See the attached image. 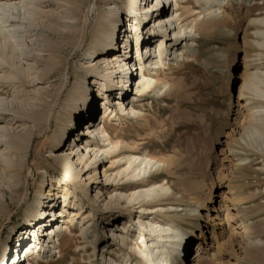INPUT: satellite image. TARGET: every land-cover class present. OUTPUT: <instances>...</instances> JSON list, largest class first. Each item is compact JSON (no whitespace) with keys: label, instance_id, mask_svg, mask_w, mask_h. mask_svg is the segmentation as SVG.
Wrapping results in <instances>:
<instances>
[{"label":"rangeland","instance_id":"obj_1","mask_svg":"<svg viewBox=\"0 0 264 264\" xmlns=\"http://www.w3.org/2000/svg\"><path fill=\"white\" fill-rule=\"evenodd\" d=\"M5 1L12 4L19 0H0V3ZM184 1L179 0L180 9L178 12L181 13V16L182 8L191 7V4H186ZM192 1L196 4L192 9L195 15L181 20L183 24L188 23V28L185 30L191 33L195 29H192L191 22L193 23L196 19L201 20L205 15L203 7H207L204 6L202 0ZM232 1L234 2V15L244 14L242 12L244 8L238 6L237 2L239 1L245 6L252 7L259 6L264 2V0ZM76 2L77 8H79H76L77 11L73 14V18L63 11L60 12V15L62 14V20H60L65 21V25L59 24L62 27L55 19L54 11L57 8L55 2L52 5L41 7L47 13L55 14L50 18L47 13H45L47 16H44V13H32L31 6L30 8L9 9L8 12L0 10V44L2 43L7 53L6 57L3 56L0 48V59L13 58L12 61H8L10 69L12 68L8 71L10 70L12 73L17 71L16 65H18L24 67L29 75L33 74V69L29 68V65L35 61L38 54L43 53L44 60L42 62L47 65V70L50 72L48 77L46 76L40 83L34 81L29 84L27 82L20 86V82H16V85H19L17 89L11 84L9 86L10 94L0 95V97L9 99L12 97L11 91L14 90L18 96L16 98L19 101L18 104L24 105L28 110L36 109L39 106L40 111L45 109L48 116L52 117L63 100L64 94L77 91L75 83L85 71L89 74L88 83L90 85L93 84L94 76L99 77L97 74L100 69L95 68L94 63L89 61L90 54L87 55L88 52H86L91 44L93 36L91 33L95 30L99 17L105 18L111 8L129 7V5L125 0H77ZM145 4L146 8H150L154 4V0H145ZM71 6H73L71 3L67 4L68 8ZM130 6L129 9L133 10L134 5L130 4ZM165 6L164 9L167 11L169 7L166 9ZM159 10L156 9V11ZM215 11L216 17L221 18L222 12L218 10L217 6H215ZM257 12L258 10L254 8L253 15H256ZM7 14L10 22L5 20ZM243 18L240 20V17L235 16L232 19L234 23L232 22L231 28L220 26L216 30L205 33L206 36L194 32L193 36L196 37L195 40H191L189 50L182 47L184 41H181L176 47L178 50L172 49L166 59L164 58L165 54L162 53L160 57L156 58V61L159 64L162 61L163 65L159 74L155 75L154 69H149L145 73H148V78L143 79V81L150 80L151 85L155 84L154 80L160 79V83H157L154 89L150 88L140 98L137 93H133L135 86L132 87L131 93L122 104V108H124L122 115L115 119H108L109 129L105 131L101 128L98 129L103 138H106L108 132L115 136L121 134L125 136V138L114 137L112 143L106 141V148L118 147L121 144L127 149L132 147L135 150L137 148L136 153L138 154L147 152L154 158L166 157V165H168V167L166 166V194L169 197L166 198V205L162 210L142 216V219L137 217L136 208L131 209L130 220L127 222L128 225L131 224L127 232L130 234L127 237L132 239L130 244L121 246L122 239H119L120 242L116 241L109 252L104 250L107 248L106 245L104 246L106 232L109 236V228H112L113 231L115 223L112 227H106L105 232V228H103L106 221L103 219L106 218L103 217L105 214L94 212V216L90 214L80 221L81 216L71 217V213H65L66 217L63 218V221L62 219L59 221V224L65 226L61 234L70 236L74 245L68 244L69 241H64L66 255L64 264L72 260L76 262L75 264H91L93 262L96 264H150L149 259H155L169 238L164 235L162 240L149 243L150 236L147 234L141 236L142 231L140 230V225L148 222L154 223L156 229L163 224L168 227L172 235L181 234L189 227H193L194 235L197 238L192 239L193 243L188 258L182 260L186 264L195 263L193 256L199 235L204 240V249L198 258L199 264L201 262H205V264H264V46L257 44L260 41L264 44V38L257 34V32H264V24L260 23L264 14ZM249 20L254 21L260 29L247 23ZM34 21L40 22L41 26ZM67 22L69 26L66 24ZM46 24L49 26L45 27ZM123 24L124 29L127 28L128 22L125 17H119L115 29L114 45L116 48L118 45L120 54L133 55L135 54L134 40L132 39L129 43L126 36H122ZM151 24L150 21L148 26ZM51 26L62 28L65 36L56 35L50 30ZM183 30L181 29V32ZM4 32L7 34V40H3L2 33ZM40 32L58 44V48L48 51L45 48V51L37 52L35 49L38 48ZM121 46L124 48L122 49ZM180 49L184 52V57L181 59L180 55L177 56L183 64L177 66L175 54H178ZM89 51L91 52V50ZM143 51L144 49H141L142 53ZM11 54H15V56L13 57ZM15 57L16 59H14ZM148 63L151 64L150 60ZM39 64L36 63L40 68L41 64ZM36 65L34 64V66ZM1 69H6V67L0 68V76H3L5 72ZM247 73L252 74L249 82V88H251L241 95L242 81ZM16 75L23 77L21 73ZM112 79L116 83L119 76L112 77ZM164 80H167L166 83H162ZM168 85H170L169 88ZM176 87L179 88V91ZM93 89L95 90V87ZM175 90L181 94L178 95ZM136 98L140 100L136 102ZM101 99L95 101L98 107H100L101 101L97 100ZM259 100L262 101L261 104L257 103ZM131 104H134L135 113L126 114L125 112L130 110ZM102 110L100 108L99 111ZM22 111L23 109H21ZM251 112L253 113L250 116ZM250 118H253L252 125L246 127V132L242 134L243 128L248 125L246 120ZM41 119L43 123L41 122L37 126H33L31 122L24 123L25 127H31L37 133L33 141L30 142L28 153L26 152L28 164L25 165L23 173L20 175L8 172L2 173L0 176L3 179L6 178L4 179L6 180L5 184L4 180L0 179V191L9 184V181L10 185L13 183L12 186H23V190L17 197H10L7 190L3 194L4 202L1 203V206H3V211L7 206L10 208L7 212L12 215V219L10 222L2 224L5 231L0 237V264H7V262L17 264L19 262V257H16V261H14V242L20 241L21 233L28 225L25 221L27 218H31L26 214L28 206L33 202L40 184H43L44 189L45 184L49 185L53 174L60 182L68 183L72 178L55 164L53 154L56 152L54 148L49 147V138L55 125L46 134H43L39 131V126L42 129L45 120ZM81 123L82 121L78 122V128H84L81 127ZM64 141L63 149L68 148L67 150L70 151L74 144H70L71 139L69 138ZM72 149L74 151L76 146ZM127 153L121 156L122 163H124ZM261 154L263 156H260ZM236 163L237 167H235ZM108 164L105 162V165ZM1 165L0 160V168ZM44 166L50 167L54 172L46 173ZM124 166L116 169L121 173ZM31 167H34V173L31 172ZM116 169L113 170L114 174ZM101 170L100 167L96 175V178L100 180L104 178ZM109 172L110 170L107 173ZM140 173H142V169ZM85 176L86 174H82V178ZM153 181H161V175L154 177ZM57 185L58 182H54L53 186ZM92 189L89 187L87 192L84 186L77 183L71 190L73 194L75 193L83 199V208L80 211L86 207L88 212V209L92 208L89 199L95 194ZM24 192L28 194L25 200L23 199ZM0 195H2L1 192ZM198 195L201 200L203 199V203L192 204L193 199ZM108 196L104 194L99 198V207L96 206L98 209L108 202ZM103 197L105 198L103 199ZM101 199L104 201H100ZM190 207L195 208L191 210ZM205 211H207L206 215ZM128 218L127 215H124V219L128 220ZM87 219L90 223L86 222L83 225L90 224L88 226H91L90 229L88 227L81 229L82 222ZM239 219H242L244 224ZM140 222L142 223L140 224ZM119 223L122 226L121 220ZM242 225L247 226L246 230L249 231L245 237L242 235L245 232ZM67 226L71 230L67 229ZM44 228L41 229L44 230ZM94 230L97 233L96 245H94L91 236ZM200 230L201 233H199ZM15 232L17 237L13 238L12 235ZM37 232L38 235H42L43 231ZM89 235L90 237H88ZM4 239L7 241L6 244L2 243ZM83 241L85 243L82 244ZM42 245L34 247V251L43 247L38 258L48 250L51 251L49 252L51 259L56 257L55 248L51 245L47 247V244L46 246ZM85 247V250L82 249L76 254H72L70 250ZM4 248H6L5 251L11 248L10 254L6 257ZM253 249L254 252H251ZM34 251L26 256V259L29 258L27 260L30 264H34L37 260ZM128 252L132 255L131 261L128 259Z\"/></svg>","mask_w":264,"mask_h":264},{"label":"bare ground","instance_id":"obj_2","mask_svg":"<svg viewBox=\"0 0 264 264\" xmlns=\"http://www.w3.org/2000/svg\"><path fill=\"white\" fill-rule=\"evenodd\" d=\"M76 1L77 0H19L16 3L12 2V4L11 3L9 4L5 1L0 3V10L3 12L4 11L8 12L9 9L14 10L16 8L17 9L30 8L31 6L32 13H44V16H47L49 14L48 17L50 18L55 14L49 12L47 13V11H44L41 7L52 5V3L55 2L57 8H59V10H56L57 8H55L54 11V13H56L55 19H57L58 25L59 24L65 25V21H61L62 14L60 15V12L63 11L64 13H66L67 15L69 14L70 17L73 18V14L77 11L76 8L78 6ZM125 1L129 5V7H131L130 4L134 5L133 6L134 9L130 10L129 7L126 6L124 7L117 6V8L114 9L111 8L106 13L105 18L99 17V21L95 25L96 28L93 31V33H91V35H93L91 38V44L88 46L87 49L88 51L86 52H88L87 55L90 54L89 61L94 63L95 68L100 69L97 74L99 77L94 76L92 80L93 84L90 85L88 83V79L90 78L89 74L85 71L82 77L79 80H77L75 83V87H77V91H72V92L70 91L64 94L63 100L61 101L59 107L57 108L56 113L52 117L48 116L45 109L40 111L39 106L36 109L32 108L28 110L24 105L18 104L19 101L16 100L18 96L17 93L16 94L14 93V90L11 91L12 94L11 98L7 99L6 97H0V160L2 163L0 168L1 170L0 176L2 175V173H8V172L11 173L15 172L20 175L23 173V169L25 165L28 164L26 162L27 161V156H25L27 155L26 152L28 153L30 142L33 141V139L35 138V134L37 133V131H34L33 128L25 127L24 123L31 122L33 126L34 125L37 126L38 124L40 125V123L42 122L41 118H43V120H45V124L42 126L43 127L42 129L39 126L40 129L39 131L41 133L46 134L48 130L53 125H55V129L51 132V136L48 142L49 147L54 148V151L56 152L55 154H53L55 164L61 167L65 171L67 176L72 177L71 181H69L70 183L60 182L59 179H57V177H54L55 175L53 174L52 177L50 178L49 185L45 184L44 189L42 186L43 184L42 183L40 184V186L37 189L35 198L33 199V202L28 206V210L26 214H28L31 218L29 219L27 218L25 220L28 223V225L25 226L24 228L25 230L21 233V239H20L21 242L20 241H19L20 243L16 241L14 242V250H13L15 255L14 261H16V257H19L18 250L20 244H22L23 241L25 240L26 243L24 244V246H26L27 242L30 241L32 242L33 240H35L38 236L37 231H40L42 230L41 229L42 227H45L44 230H42L43 232L41 231L44 235H47L46 233H49L52 228H54V231H56L54 236L45 237L46 238L45 240H47L46 241L47 247L51 245L53 248L56 249L57 251L56 257L51 259L49 253L51 251L48 250L47 252L44 253L43 256H40V258H38L37 256L40 254V251L43 249V247L38 248V250L36 251H34L33 247H31L27 249V251H29V253L30 252L32 253L34 251V255L36 256L37 259L34 264H54V263L64 264L65 263L64 260L66 256L64 253V245H65L64 241L67 242L69 241L68 244L72 246L74 245L71 242L70 236L68 235L65 236L61 234L62 231H64L65 226L59 224V221H61L60 219H62L63 221V218L66 217L65 213L67 214L71 213L70 214L71 217L81 216L80 221L90 216V214L94 216V212L100 213L101 215L105 214L106 216L105 215L103 216L106 217L103 218L104 220H106L105 225H103V228H105V232H106V227H112L113 224L115 223V228H113V231L112 228H109V233H110L109 236L106 232V240L104 246L106 245L107 248L104 250H107L109 252L112 249V245L115 244L116 241L120 242L119 239H122L120 243L121 246H125V245L127 246L130 244V241L132 239L127 237L128 235H130L127 234V232L131 224L128 225L127 222L130 220V215L132 212L131 209L136 208L137 210H135V212H137V217L142 219L143 218L142 216L154 214L155 212L162 210V208L166 205V198L169 197V195L166 194V166L168 167V165H166V157L154 158L150 156L147 152H144L143 154H138L136 153L137 148L135 150H133L132 147L127 149L125 146L121 144L118 147L106 148L107 146L106 141H108V143H112L114 137L118 136L120 138H125V136L124 134L115 136L111 132L110 133L108 132L106 133V138H103V136L100 135L98 131L99 128H101L104 131L106 129H109V126L107 125L108 119L110 118L115 119L118 118L120 115H122V111L124 110V108H122V104H124V100L126 101L128 95L132 91V86H131L132 84L130 85L128 84L129 81L128 78L129 75L132 74V69L131 68L126 69L122 66L124 61H126V59L128 58L130 60L132 59V55H128V53L120 54L118 45L117 48L114 45L115 29L117 27L119 17L121 18L125 17L126 22H128L127 28L125 27L124 29V24L122 26L123 27V30L121 29L122 36H126V39L127 41H129V43L132 41V39L134 40L135 54L137 55L138 60H142L146 56V51L148 47L152 46V44L156 42H157L156 47L159 48L157 51L158 56L160 57L163 53L165 54L164 58L166 59L171 54L172 49H174L175 51L178 50L176 47L178 46V44L181 43V41H184V45L182 47L188 48L189 50V47L191 45V40L192 41L195 40L196 37L193 36L194 32H197L198 34L201 33L202 35H204L205 33H209L213 30H216V28L220 26L228 27L229 29L231 28V25L234 23L232 19L235 18V16H238L240 17V20H243L244 19L243 17H253L257 15H262V13L264 14V2L260 3L259 6L252 7V6H245L244 3L239 1L237 2L238 6H242V8H244V11H242L244 14L238 13L237 15H234L235 9H233L234 2L232 0H202L204 2V6H207V7H203L205 11V15L202 17L201 20L196 19L194 20L193 23L191 22L192 29L195 28L193 29V33H191L190 31L185 30L188 28V23L183 24L181 23V20L182 19L186 20V18L195 15V12H192V9L195 8L196 4L192 0L184 1L186 4H191V7L182 8L183 9L182 16L181 13L178 12V10L180 9L179 0H174L173 3L174 6L172 7L173 10L169 15H168V10L166 11L164 9L165 6L164 4L161 3L157 7L153 6L155 3L158 4L159 2H161V0H154V4L150 8H146L145 0H125ZM70 3L73 6H71V8H68L67 4L69 5ZM215 6H217L218 10L222 12V16H220L221 18L216 17L217 14L215 13L216 12ZM159 8L161 9L159 10ZM254 8L258 10L256 15H253ZM156 9L159 11H156ZM173 12H175V14ZM45 13H47V15H45ZM5 20L6 21L9 20L8 14ZM37 21H34V23L37 24L38 23ZM150 21L152 22V24L148 26ZM39 23L38 25L41 24ZM247 23L256 26V28H259L254 21L249 20L247 21ZM260 23L264 24V18L260 19ZM66 24H68V22ZM48 26L49 24L45 27ZM60 27H62V25ZM61 29L56 26H51L50 28V30L54 32L56 35L65 36L63 29L62 30ZM181 29L184 30L181 32ZM2 34H3V40H7V34L5 32ZM257 34H260L261 37L264 38V32L262 31L257 32ZM45 36L46 35L44 33L42 32L39 33L38 48L35 49L37 50V52L45 51V48H47V51L58 48L57 47L58 44L53 42L49 37L46 38ZM204 36H206V34ZM257 44L259 46L261 45L264 46L262 41L257 42ZM0 48L2 49L1 51L2 55L6 57L7 53L4 50L5 48L2 45V43L0 44ZM121 48L123 49L124 47L121 46ZM141 49H144L143 51L144 56L143 53L141 52ZM89 50H91V52ZM177 55H180V58L183 59L184 52H182L180 49L179 53L175 54V61L177 62L176 65L180 66L183 63L179 61L180 58ZM11 56L14 57L15 54H11ZM43 57H44L43 53L38 54V56L35 57L34 62H32L30 65L27 64L29 65V68L33 69V74L30 73L31 76L29 75V73H27L24 67L20 66L21 67L20 68L18 65H16L17 71L13 70L14 72L12 73L10 71L12 70V68L10 69L8 61L13 58L9 60L0 59V68L6 67V69H1L5 72V74L3 76H0V95L10 94L9 86L11 84L14 88L17 89L19 85H16V82H20V86H22L27 82L30 84V82L33 83L34 81L35 83H40L44 81V79L50 72L47 70L48 69L47 65H44L42 62V60H44ZM14 59H16V57ZM36 63H40L41 67L39 68V66L36 65ZM44 63L46 64L47 62ZM150 63H151L150 64L151 67L146 69V71L143 73L142 79L139 81V84L134 87L133 93H137V95H139L138 98L145 95L150 88L154 89L157 86V83L158 84L160 83V79L157 81L154 80L155 84L153 85H151L149 79H148L149 81H143V79L148 78L149 76L148 73L147 74L145 73L148 72L149 69H154L153 73L155 75H158L159 72L161 71V67L163 66L162 61L160 64L156 61V57L152 58L150 60ZM22 64L23 63L21 62V65ZM34 64L36 66H34ZM51 65L53 66V63ZM8 69L10 70L8 71ZM18 72L21 73L23 77L17 76L16 74H19ZM251 75L252 74L250 73H247V75H245L242 81V86H241L242 89H240L241 95L245 94L246 90L251 88V87L249 88V84H250L249 82L252 77ZM118 76H119V80H117V82L114 83L112 77H118ZM132 79L135 78H133L132 76L130 80L132 81ZM166 81L167 80H164L162 83H166ZM94 87L95 90L93 89ZM169 87L170 85H168V88ZM176 89L179 91L178 87H176ZM114 94L115 95L117 94V96H114ZM180 94L178 93V95ZM97 97H99L100 99L102 98L100 101L101 104L104 105L101 115V118L104 119L103 123L101 125L98 124L97 126H95L94 124L92 131H91V127L88 126L85 128L84 131L81 132V134L86 136L87 132H91V133L97 132L100 136H98L96 139H93L91 141V147L88 148L85 147L84 151L82 150V146L79 145L80 142H77V144L74 145L76 146V149L74 151L72 149L74 146L71 147L70 151L67 150L68 148L63 149L65 144L64 140H66V138L68 139L72 132L77 131L76 127L78 121L80 122L83 120L85 121L86 118H91L92 115L95 114L96 109L100 110V107H98L95 104ZM138 98H136L135 100L136 102L137 100H140ZM114 99L115 101L113 102ZM257 103L261 104L262 101L260 102L259 100ZM21 109H23L22 111L23 113L21 112ZM129 109H130L129 111L125 112L126 114L135 113L134 104H131ZM47 111L49 110L47 109ZM252 113L253 112L250 113V116ZM39 116H41V118H39ZM252 121L253 118L246 120V122H248V125L243 128L242 134L246 132V127L252 125ZM234 129L232 128V131ZM72 141L73 139H71V143ZM236 141L239 142L238 140ZM78 149L80 151H78ZM125 153H127L128 155L124 163H122L121 156H123ZM263 154H261L260 156H263ZM105 162H108L109 164L105 165ZM237 165L238 164L236 163L235 167H237ZM121 166L124 167L122 172L120 173L116 168H119ZM100 167L102 169L101 170L102 176L104 177L101 180L96 178V175L98 174V169ZM114 169H116L115 174L113 171ZM141 169H142V173H140ZM109 170L110 172L107 173ZM34 171H35L34 167H31V172L34 173ZM44 171L46 173L54 172V170H52L50 167H45V166H44ZM82 174L83 175L86 174V176L82 178ZM159 175H161V181H153V178ZM1 178L2 177H0V179ZM4 179L6 178L4 177ZM5 182L6 180H4V184ZM54 182H58V185L55 187L53 186ZM77 183L84 186L85 191L88 192V188L92 187L93 188L92 190L95 192L94 197L92 196L91 198H89L92 203V208L90 207L88 209V212L86 207L82 211H80L83 208V199L80 196L76 195L75 193L73 194L71 192V190L74 189V186ZM12 184L13 183H11L10 185V181H9V184L6 185V187H4L0 191L2 194L0 195L1 196L0 237H2L5 231L2 224L4 222L7 223L10 222V219H12V215L7 212L10 208L7 206L6 209L3 211V206H1V203L4 202L3 194L7 190L10 194V197H17L21 192V190H23L22 185L12 186ZM14 184L16 185L17 182L15 181ZM122 191H124L123 194H121ZM115 192L118 193L116 194ZM104 194L109 195L108 196L109 200L108 202H106V204H103L104 206H102L101 209H98L97 208L99 207L98 200ZM27 197L28 194H25L23 199L25 200ZM104 198L105 197H103V199ZM103 199H101L100 201H104ZM196 203L197 204L203 203V199L201 200L199 198V195L193 199L192 204H196ZM190 208L192 210L195 207H190ZM206 213L207 211H205V215ZM124 215H127L129 217L128 220L124 219ZM120 220L122 221V226L119 225ZM239 220L241 221L242 224H244V221L242 219ZM86 222H89V219L83 221L81 225H83ZM141 223L142 222H140V224ZM89 225L90 224H88V226ZM88 226L83 225L81 229L82 228L86 229V227ZM90 227L88 228L90 229ZM140 227H141L140 230L142 231L141 236L145 234H147V236H150L149 239L150 238L151 239L149 240V243L153 241L162 240L164 235H167V238H169L168 239L169 242L172 241L171 244L167 247V248L170 247L168 251L160 252L162 253L161 256L159 253L154 260L152 258L149 259L150 264H171L172 263V261H170L171 258L179 257L178 247L186 241V238H190V239L197 238L194 235L193 227H189L186 231L176 235L170 234L171 231L168 229V227H165L163 224H161V226H159L158 229H156L154 223L151 222L141 224ZM242 228L245 231L244 233H242V235L245 237L246 235H248L249 231L246 230L247 226L245 225H242ZM67 229L71 230L69 226H67ZM29 231H31L30 234ZM199 233H201V230ZM26 234H27V240H26ZM124 235L126 236L124 237ZM154 235H156V237H154ZM91 236L93 237L94 245H96L97 243L96 230H94ZM12 237L13 238L17 237L16 232L12 235ZM88 237H90V235ZM198 238L199 239L196 242L197 245L193 256V260L195 261L194 264H199L200 261L198 260V258L200 256V253L204 249L203 237L199 235ZM85 241H83L82 244L85 243ZM6 242H7L6 239L2 241L3 244L4 243L6 244ZM46 244H43L42 246H46ZM146 247L147 246L145 245V248ZM6 248H4L3 251H5ZM82 249L85 250L86 247L80 248L78 250H73V249L70 250L72 254H76L80 252ZM9 251H11V248L5 251L4 253L5 257L6 255L10 254ZM251 252H254V249ZM127 254H128V259L131 261L132 255L129 252ZM27 259L29 258L27 257ZM75 263L76 262L72 260L67 264H75ZM7 264H12V263L7 262ZM91 264H96V263L93 262ZM177 264H186V263H184V261L182 260H179ZM200 264H205V262H201Z\"/></svg>","mask_w":264,"mask_h":264}]
</instances>
